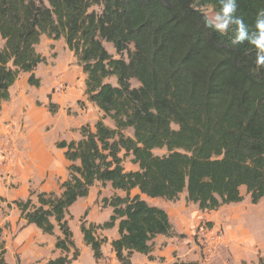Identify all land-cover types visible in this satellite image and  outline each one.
Listing matches in <instances>:
<instances>
[{
	"label": "trees",
	"instance_id": "trees-1",
	"mask_svg": "<svg viewBox=\"0 0 264 264\" xmlns=\"http://www.w3.org/2000/svg\"><path fill=\"white\" fill-rule=\"evenodd\" d=\"M92 6L100 12H89ZM203 7L218 9L219 0H0V111L19 73L39 86L33 72L45 59L35 47L45 36L64 40L86 76V101L102 114L93 130L80 128V140L56 143L69 163L59 195L11 202L27 225L49 236L57 227L62 235L54 244L62 255L46 264L78 258L65 217L95 183L123 193L101 199L111 209L107 221L80 220L96 262L106 242L97 231L117 227L110 246L119 264H130L134 253L150 255L157 236H175L167 213L140 196L175 202L185 192L200 212L240 203L242 187L252 205L264 199V68L254 64L251 45H232L229 35L206 28ZM261 8L264 0H237L249 26ZM162 149L166 155L153 154ZM126 158L136 170H124Z\"/></svg>",
	"mask_w": 264,
	"mask_h": 264
},
{
	"label": "crops",
	"instance_id": "crops-1",
	"mask_svg": "<svg viewBox=\"0 0 264 264\" xmlns=\"http://www.w3.org/2000/svg\"><path fill=\"white\" fill-rule=\"evenodd\" d=\"M60 41L63 40L61 39ZM43 45H55V42H48V39L42 36L39 45L35 47L37 53H40L39 46ZM0 49H2V47H0ZM42 54L48 56L47 52H42ZM69 57H71L70 54ZM56 69L57 71L53 72V77L51 81H49V87H46L41 99H37L36 96L33 95L35 92L32 94V90L35 91V88L31 89V87L26 85L28 74L19 73L18 80L16 79L9 89L8 101L1 105V133L9 136L15 134L16 131L18 132L16 141L13 143L9 141H0V198L4 199V204L5 202L8 205L16 200H26L30 198L32 194H57V192L60 194V184L68 179L67 167L69 163L64 157V150L56 148V143L62 141L68 143L80 140V128L89 126L91 130H93L95 122L102 116L101 112L94 105L86 101L84 95L86 76L82 73L81 68L74 65L73 67L65 69L60 64ZM78 74L80 76L79 79H77ZM62 83L67 85L65 88L66 91L54 92L53 89ZM36 102H38L39 105H37ZM79 103H82L83 106H78ZM49 104L55 106V112L53 114L48 110ZM6 140H8V137ZM95 184L98 185L99 183ZM93 187L90 188L86 198L77 200L76 203L69 208L68 213H70L69 215L71 216L73 215L71 211L74 208H78V213L73 215L76 219L80 220L85 214L84 221L87 222V225H100L102 223L96 222L95 213L92 212V198H94ZM243 189V187L240 188L242 196V201L240 203L224 205L220 207L219 212L216 213H219L217 221H221V223L225 224L226 232L233 230L230 227V223L237 222L239 217L246 212V209L259 205L261 201L264 200L259 201L256 205H252L249 196L245 197V194L243 195ZM111 191V195H118L117 193L120 192L113 191L112 189ZM250 204L252 206H250ZM190 205L193 207L192 210L194 211L195 217L199 219L211 217L210 215L200 212L196 205ZM102 209L103 214L107 215L109 210L111 215L110 208ZM183 209L186 210L187 208L183 207ZM185 214L186 211L184 213L170 212V224L175 234L174 237H170V251L174 252L177 249L178 255L176 262L177 259L179 261H184V256L180 254L183 253L182 244L176 242V238L184 233L183 230L186 229L189 223L192 224V221L188 219V216ZM69 215H66L68 223ZM72 233L74 244L80 251L78 259L73 262V264H79L82 252H86L90 255L91 251L83 244L79 230L72 231ZM233 233L235 236V232ZM102 234L104 237L108 238V243H110L118 238L117 227L115 226L110 230H104ZM156 238L166 237L157 236ZM155 239L153 241H155ZM237 241L236 237L233 239L229 238V240L225 242V245L230 251L231 259L234 260L235 263H240L246 260L240 247H232V243H237ZM236 246L238 247V245ZM101 253L103 262L107 255L102 250ZM110 255L113 261H116L114 253ZM139 256L140 254L134 253L130 259V263H133L134 257L139 261V258H137ZM148 256L141 255V257H143V263H151L148 261ZM195 256L193 255L192 261L197 260ZM145 257H147V260Z\"/></svg>",
	"mask_w": 264,
	"mask_h": 264
},
{
	"label": "rangeland",
	"instance_id": "rangeland-1",
	"mask_svg": "<svg viewBox=\"0 0 264 264\" xmlns=\"http://www.w3.org/2000/svg\"><path fill=\"white\" fill-rule=\"evenodd\" d=\"M100 10V7L92 6L89 12L94 11L96 13H99ZM201 11L206 16L211 15L213 10L210 7H203L201 8ZM47 39L48 42H55V45L39 46L40 53L38 54L45 59V63L39 65L35 69V74L33 72L34 78L39 81V86L37 88L29 86L26 82V85L31 87V89L35 88V91L32 90V94L33 92H35L33 95L36 96L37 99H41L43 92L45 91L46 87L49 85V81H51V78L53 77V72L57 71L56 68L58 65L61 64V66L65 69L73 67L74 65L79 67L76 58L74 57L73 53L68 50L62 38L61 39L63 41H60L61 39L56 41L49 38ZM102 44L105 50L115 59H124L125 61H127L126 54L119 56L115 53L110 44H107L105 42H103ZM0 47H3V41H1V39ZM42 52H47L48 56H44ZM69 54L71 57H69ZM79 77L80 76L78 74L77 79H79ZM16 79L18 80V76ZM107 82L115 85V79L113 78H110ZM66 86L67 85L65 83H62L61 85H57L53 90L54 92H64L66 91ZM130 86L131 88H137L139 87V84L135 80H131ZM36 103L37 105H39L38 102ZM78 106L82 107L83 104L79 103ZM104 123L109 127H112L113 125L110 120H105ZM17 133L18 132L16 131L15 134L8 136L2 134L0 131V141H9L10 143H13L14 141H16ZM125 134L127 136H131L132 133L131 131H126ZM7 137L8 140H6ZM153 154L156 156H163L166 155V151L164 149L154 150ZM122 166L126 171L137 169L135 165L130 163V158H126ZM101 187L102 186H100L99 184L94 185V198H92V212L95 213L94 216H96V222L99 223L107 221L110 215L109 210L107 215L102 213L103 209L101 208V198L108 197L112 193L109 185H105L103 188ZM242 193L243 195L245 194V197L249 196L244 192V189L242 190ZM117 194L123 196V194L120 192ZM131 194L135 195L138 194V192L133 191ZM56 195H59V192H57ZM185 195L186 193L183 192L175 202H167L162 199H148L145 196H140L141 199L147 202V204L163 209L167 213L169 221L170 212L184 213L185 211V215L188 216V219L192 221V224L189 223L186 229L183 230L184 233L181 234L182 237L176 238V242L182 244L183 253L180 254L184 256V261H179L177 259L176 262V258L178 255L177 249L174 252L170 251V238H156L155 241L152 242V252L150 255V259L148 260L151 262L150 264H258V260L260 258L263 261L262 264H264L263 199V201H261L259 205L252 206L250 204V206L252 207L246 209V212L239 217V220L237 222L230 223V227L233 230L226 232L225 224L221 223V221H217L219 213H216L219 212V209L214 212H203V214L210 215L211 217H204L203 219H199L194 216V211L192 210L193 207H191L190 203H187L185 201ZM30 199L32 200L33 204H36L35 194H32V196H30ZM183 207L187 209L185 210L183 209ZM71 212L73 215H76L78 213V208H74ZM69 214L70 213H68L67 215ZM73 215H69V223L67 221L71 233L72 231L79 230L80 220H85L86 216L84 214V217L80 218L79 220L76 219ZM24 222L25 221L20 219L19 212L17 211L16 207L13 204L7 205L6 202L4 204V199L0 198V251L2 250L5 252L3 258L6 264H46L47 261L53 260L62 255L60 251L54 248L56 239L62 236L57 227H55L53 235L49 236L42 234L32 225H25ZM85 223L87 222L85 221ZM102 232L103 231H97L96 237L99 239H106V242L101 247V250L107 255L105 260H103L102 262L101 259L96 262L93 260L91 252L90 255L86 252H82L79 264H119L117 261H113L110 255L113 254L110 246V243L112 241L108 243V238L104 237ZM233 232H235V236ZM235 237L236 241H238L237 243H232V247H240L241 252L244 253L246 260L240 263H235L234 260L231 259L230 251L225 245V242L228 241L229 238L233 239ZM72 240L74 243L73 233ZM240 244L242 247L240 246ZM236 245H238V247ZM75 249L80 255V251L76 246ZM72 254L73 249H71L67 254L68 258H71ZM193 255H196V261H192ZM137 258H139V261L136 259V257H134L132 264H146L143 263V257H141V255ZM145 258L147 260V257ZM73 262L71 264H73Z\"/></svg>",
	"mask_w": 264,
	"mask_h": 264
},
{
	"label": "clouds",
	"instance_id": "clouds-1",
	"mask_svg": "<svg viewBox=\"0 0 264 264\" xmlns=\"http://www.w3.org/2000/svg\"><path fill=\"white\" fill-rule=\"evenodd\" d=\"M204 26L229 35L232 45L247 43L255 50L254 64L264 68V8L257 11L254 25L249 26L237 15V0H219V8L203 18Z\"/></svg>",
	"mask_w": 264,
	"mask_h": 264
}]
</instances>
